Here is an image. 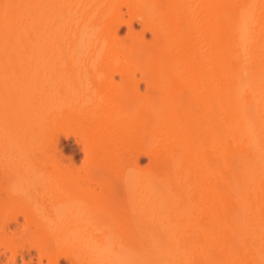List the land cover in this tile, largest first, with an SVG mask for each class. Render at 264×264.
<instances>
[{
	"label": "bare ground",
	"instance_id": "bare-ground-1",
	"mask_svg": "<svg viewBox=\"0 0 264 264\" xmlns=\"http://www.w3.org/2000/svg\"><path fill=\"white\" fill-rule=\"evenodd\" d=\"M33 259L264 264V0H0V264Z\"/></svg>",
	"mask_w": 264,
	"mask_h": 264
},
{
	"label": "rangeland",
	"instance_id": "rangeland-1",
	"mask_svg": "<svg viewBox=\"0 0 264 264\" xmlns=\"http://www.w3.org/2000/svg\"><path fill=\"white\" fill-rule=\"evenodd\" d=\"M115 80H119V76H115ZM59 139L61 142V146L66 154V156H72L75 161L76 167L83 165L84 163V152L81 146L78 144L79 137L73 133H68L66 131H62L59 134ZM144 162V161H143ZM20 260V259H19ZM45 262V261H44ZM20 263V261H19ZM30 264H38L35 259H33ZM61 264H69L67 261H62Z\"/></svg>",
	"mask_w": 264,
	"mask_h": 264
}]
</instances>
